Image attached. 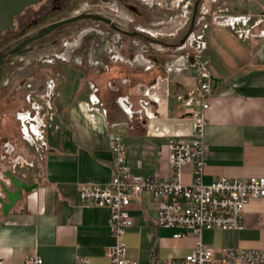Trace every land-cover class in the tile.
Listing matches in <instances>:
<instances>
[{
	"label": "crops",
	"instance_id": "crops-1",
	"mask_svg": "<svg viewBox=\"0 0 264 264\" xmlns=\"http://www.w3.org/2000/svg\"><path fill=\"white\" fill-rule=\"evenodd\" d=\"M237 10L232 13H263L264 0H251ZM209 32L211 68L216 72L210 76L218 82L215 87L212 82L208 95L197 84L199 63L205 58L196 56L201 58L196 60L184 45L145 53V69L133 65L143 56L132 60L131 50L119 62L109 52L105 58L92 52L83 69L69 67L74 73L69 93L60 97L58 83L50 100L52 112L41 121L44 146L37 156L38 170L34 160L28 163L22 155L15 161L19 174L13 165L15 175L37 186L23 192L6 215L0 207V258L5 263L19 264L27 253H35L45 264H74L77 259L110 264L107 253L116 241L108 227L110 210L83 204L78 194L80 184L101 185L111 178L109 131L123 136L131 174L169 176L168 140L188 138L190 112L203 111L207 157L202 182L209 184L220 176L264 177V39H241L223 27ZM65 77L62 80L70 79ZM202 102L208 103L205 110ZM20 136L30 143L33 135L21 132ZM5 170L8 167L0 162V180L8 185ZM193 170V162L183 166L182 183L192 182ZM157 207L158 202L146 193L129 207L133 224L124 235L126 254L140 264L155 256L182 257L196 241L191 235L174 238L179 229L159 226ZM242 225L241 229H203L200 241L218 249L264 250V198L248 202Z\"/></svg>",
	"mask_w": 264,
	"mask_h": 264
},
{
	"label": "built area",
	"instance_id": "built-area-1",
	"mask_svg": "<svg viewBox=\"0 0 264 264\" xmlns=\"http://www.w3.org/2000/svg\"><path fill=\"white\" fill-rule=\"evenodd\" d=\"M222 26L229 27L241 39H264V12L259 14H226L216 16ZM200 38V37H199ZM194 39L192 32L187 40ZM197 52L201 47L197 44ZM170 69V68H169ZM168 69V70H169ZM197 84L203 95L211 91L212 77L204 64L198 67ZM147 96L148 91L143 90ZM98 103V101H96ZM202 110L208 108L201 103ZM191 129L188 138L172 136L167 142V162L170 175L162 176L154 172L147 176L133 175L127 164V145L117 132L107 133L108 147L112 154L111 178L105 184H80L79 199L83 204L107 207L109 232L115 243L109 247L110 264H140L126 254L124 235L133 224L129 207L133 199L143 193L158 202L156 223L165 228H177L173 237L191 235L195 238L193 248L179 258L154 257L147 264H264V250L218 249L200 241L203 229H241L244 209L251 199L264 198V177L252 176L247 179L220 176L209 184L202 182L207 154L204 150L203 131L206 120L203 111L192 110ZM21 132L25 134L23 128ZM193 162V180L189 184L181 182L182 168ZM0 264H7L0 258ZM19 264H45L35 253H27ZM74 264H88L77 259Z\"/></svg>",
	"mask_w": 264,
	"mask_h": 264
},
{
	"label": "rangeland",
	"instance_id": "rangeland-1",
	"mask_svg": "<svg viewBox=\"0 0 264 264\" xmlns=\"http://www.w3.org/2000/svg\"><path fill=\"white\" fill-rule=\"evenodd\" d=\"M196 1L109 0L108 10L112 12V16L129 28L137 30L154 40H146L139 37L124 38L120 34L115 33L101 36L91 32L83 36L78 44V40L81 37L79 33L71 41L63 40L55 56L32 57L21 63L9 76V82L0 88V162H3L4 166L8 167V170H11L14 175V170L19 174L21 169L15 161H17L19 155H22L28 163L34 160V169L35 171L38 170L37 156L44 146L43 132H41L44 126L40 118L50 111L45 104L54 98L51 94L52 81L47 77L43 81L41 80L43 78V70L55 73L58 76V91L60 97H64L69 93L72 86L71 78L74 73L69 70V67L77 65L83 69L89 62V58L81 53L83 49L91 48L94 55L97 53V55L104 56L103 58L107 55L112 56L117 62L123 60V57H125L124 53L127 50H131L132 60H135L136 56L139 55L147 59L144 54L154 53L155 50L166 51L168 50L167 46H177L179 40L187 32L193 17ZM250 1H198L194 29L192 31L194 39L186 41L185 49L188 50L190 55L194 54L196 60H201V58L196 56L205 58L204 62L202 60L199 64H204L210 75H216V72L211 68V63H213L211 60L213 58L212 48L208 41L209 31L212 28L223 27L225 30L233 32L229 27L219 25L215 17L234 14L232 13L234 10L244 9L250 4ZM241 11L237 10V12ZM255 39L252 38V40ZM197 44L202 46L200 53L197 52ZM254 48L257 49V47ZM107 52L109 53L107 54ZM138 60L141 61V58ZM134 63V66L136 65L142 69H145L148 65V62L139 64L136 60ZM225 67L227 68L228 66L226 65ZM64 76H66L65 78L69 76L70 79L62 80ZM57 86L58 83L54 91H56ZM34 102L40 106L39 113H36L31 108V104ZM22 107L23 109L27 108V111H23ZM28 112L34 119L30 122L33 123V128H35V135L29 137L30 143L20 136L21 128L28 133L26 130L27 123L24 120ZM13 165H17V167L14 169ZM24 166L29 169L26 163ZM8 187L11 188L10 183Z\"/></svg>",
	"mask_w": 264,
	"mask_h": 264
},
{
	"label": "flooded vegetation",
	"instance_id": "flooded-vegetation-1",
	"mask_svg": "<svg viewBox=\"0 0 264 264\" xmlns=\"http://www.w3.org/2000/svg\"><path fill=\"white\" fill-rule=\"evenodd\" d=\"M108 4L109 0H37L24 7L19 14L15 15L12 26L0 31V88L9 82V76L21 63L32 57L55 56L63 40L71 41L79 33L81 37L78 44L83 36L91 32L101 36L115 33L124 38L139 37L154 40L129 28L112 16V12L108 10ZM196 6L193 12L192 31ZM190 26L191 23L189 28ZM187 32L183 36H186L184 42H181L182 37L177 45H186L187 37L190 34ZM81 53L89 58L92 49H83ZM42 74V81L46 77L52 81L51 94L55 97L54 89L59 83L58 76L45 70ZM45 105L52 112L50 100ZM31 108L39 113L40 106L35 102L31 104ZM22 110L27 111V108L23 109L22 107ZM26 114L24 119L27 123L26 130L34 136L35 128L30 122L34 119L29 112ZM44 116L45 114L41 118L39 117L41 121ZM42 125L44 126L43 123ZM41 132H44V129Z\"/></svg>",
	"mask_w": 264,
	"mask_h": 264
},
{
	"label": "water",
	"instance_id": "water-1",
	"mask_svg": "<svg viewBox=\"0 0 264 264\" xmlns=\"http://www.w3.org/2000/svg\"><path fill=\"white\" fill-rule=\"evenodd\" d=\"M36 1L37 0H0V31L10 28L15 15L19 14L24 9V7ZM198 1L199 0L195 2V6L197 5ZM192 23L193 17L191 19V26L188 29L187 34L192 32ZM185 37H183L181 42H184ZM212 80L215 87L218 79L212 77ZM4 174L9 178L11 184V188H9L3 180H0L1 193L3 194V196H0V207L1 212L6 215L13 205L21 199L22 193L31 191L37 186V184H27L24 180L15 176L11 170H5Z\"/></svg>",
	"mask_w": 264,
	"mask_h": 264
},
{
	"label": "bare ground",
	"instance_id": "bare-ground-1",
	"mask_svg": "<svg viewBox=\"0 0 264 264\" xmlns=\"http://www.w3.org/2000/svg\"><path fill=\"white\" fill-rule=\"evenodd\" d=\"M76 45H77V44H76ZM76 45H75V46H76ZM136 60H137L138 63H141V64H143L144 62H146L145 59H143V58H141V61H139L138 58H136ZM129 110H131V109H130L129 107H127V111H129ZM21 119H22V118H21Z\"/></svg>",
	"mask_w": 264,
	"mask_h": 264
}]
</instances>
